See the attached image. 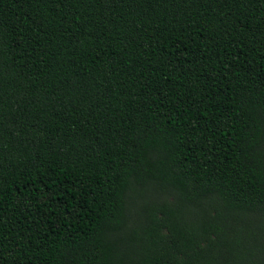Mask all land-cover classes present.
Here are the masks:
<instances>
[{"label": "trees", "instance_id": "16d2710c", "mask_svg": "<svg viewBox=\"0 0 264 264\" xmlns=\"http://www.w3.org/2000/svg\"><path fill=\"white\" fill-rule=\"evenodd\" d=\"M0 264H264V0H0Z\"/></svg>", "mask_w": 264, "mask_h": 264}]
</instances>
